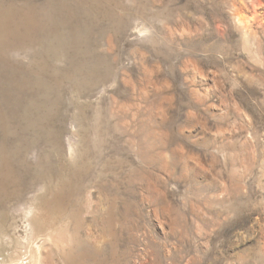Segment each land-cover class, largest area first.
Returning a JSON list of instances; mask_svg holds the SVG:
<instances>
[{"label":"rangeland","instance_id":"obj_1","mask_svg":"<svg viewBox=\"0 0 264 264\" xmlns=\"http://www.w3.org/2000/svg\"><path fill=\"white\" fill-rule=\"evenodd\" d=\"M0 255L264 264V0H0Z\"/></svg>","mask_w":264,"mask_h":264},{"label":"bare ground","instance_id":"obj_2","mask_svg":"<svg viewBox=\"0 0 264 264\" xmlns=\"http://www.w3.org/2000/svg\"><path fill=\"white\" fill-rule=\"evenodd\" d=\"M45 219V218H44ZM36 221V220H35ZM38 221V220H37ZM39 222V221H38ZM45 221H43V223H44ZM43 223H42V225H43ZM35 224V223H34ZM40 224V223H39ZM48 224V223H47ZM36 226V225H35ZM46 227H48V226H46ZM43 228V227H42ZM1 256V255H0ZM6 257V256H5ZM4 256H2L0 259H4L5 258ZM0 261H2V260H0Z\"/></svg>","mask_w":264,"mask_h":264}]
</instances>
